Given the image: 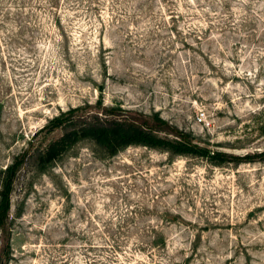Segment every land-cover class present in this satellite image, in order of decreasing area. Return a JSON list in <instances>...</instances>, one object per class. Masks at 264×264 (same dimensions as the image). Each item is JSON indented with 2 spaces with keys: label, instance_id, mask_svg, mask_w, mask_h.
Masks as SVG:
<instances>
[{
  "label": "rangeland",
  "instance_id": "374dc122",
  "mask_svg": "<svg viewBox=\"0 0 264 264\" xmlns=\"http://www.w3.org/2000/svg\"><path fill=\"white\" fill-rule=\"evenodd\" d=\"M95 120L193 149L39 161ZM263 120L264 0H0V264H264Z\"/></svg>",
  "mask_w": 264,
  "mask_h": 264
},
{
  "label": "trees",
  "instance_id": "16d2710c",
  "mask_svg": "<svg viewBox=\"0 0 264 264\" xmlns=\"http://www.w3.org/2000/svg\"><path fill=\"white\" fill-rule=\"evenodd\" d=\"M62 112L53 116L50 121H55L56 124L61 121ZM264 130V120L262 122ZM88 137L92 139L106 153L113 154L116 150L128 144L139 143L146 145H155L166 147L170 150L181 153L192 150L190 143L183 140L169 141L164 138L157 137L152 132L146 130L141 125L131 121L112 120V121H83V124L72 126L65 129L61 134L50 140L39 155V161L48 163L53 161L61 152L76 142L78 139ZM202 154H207L208 157L215 163L222 162L226 155L219 151L209 154L206 149L201 150ZM17 163V162H16ZM15 168L14 164L6 166L4 169V179L2 188L0 189V222L5 214L8 204V191L10 184V176Z\"/></svg>",
  "mask_w": 264,
  "mask_h": 264
}]
</instances>
